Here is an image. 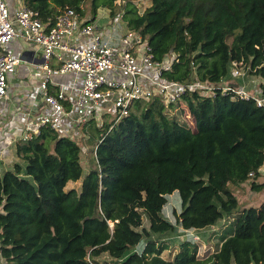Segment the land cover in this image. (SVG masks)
Wrapping results in <instances>:
<instances>
[{
    "label": "trees",
    "instance_id": "16d2710c",
    "mask_svg": "<svg viewBox=\"0 0 264 264\" xmlns=\"http://www.w3.org/2000/svg\"><path fill=\"white\" fill-rule=\"evenodd\" d=\"M85 1L25 0L45 21L66 6L85 15ZM116 1L91 0L92 18L102 5L115 18ZM144 1L150 5L140 12ZM124 9L157 59L176 55L169 80L226 84L238 61L261 79L264 95V0H127ZM182 101L194 126L181 102L159 96L135 102L112 128L90 122L85 143L94 146L80 192L66 189L83 177L80 141L48 126L18 140L13 169L0 172L8 264H264V204L246 207L237 194L246 182L264 191V106L219 88L212 96L188 91ZM175 191L176 223L164 214ZM177 225L214 227L209 259H200V240L182 242L172 259L162 256L171 248L164 235ZM143 242V253L133 252Z\"/></svg>",
    "mask_w": 264,
    "mask_h": 264
},
{
    "label": "built area",
    "instance_id": "2783aa9c",
    "mask_svg": "<svg viewBox=\"0 0 264 264\" xmlns=\"http://www.w3.org/2000/svg\"><path fill=\"white\" fill-rule=\"evenodd\" d=\"M119 1H122L119 5H125L127 0ZM124 10L110 27H105L96 17L82 15L69 6L60 8L45 21L25 0H14L13 6L7 0H0V126H9L10 109L5 105L12 92L10 76L17 74L18 68L28 60L41 70L38 88L43 99L38 116L31 110H16V122L12 126L15 133L0 131V155L8 152L11 143L39 134L46 126L82 144L88 138L84 131L90 122L102 127L107 121L113 123L112 128L130 113L135 102L156 96L166 103L181 102L186 110L184 118L192 126L194 118L182 101V95L188 91L198 90L212 96L219 88L224 94L231 92L232 98L253 97L259 106H264V95L257 84L247 89L244 83L247 70L242 62L233 61L232 77L226 84L200 79L186 83L169 80L166 72L172 69L176 55L157 59L141 33L123 27ZM123 21L126 22L124 18ZM14 38L34 42L40 48L33 49L30 59L26 58L29 50L17 56L9 47ZM29 74L39 75L32 70ZM235 77L241 80L237 87L233 85ZM191 236L201 239L198 232H185L178 237L179 245ZM145 245L133 252L142 254ZM2 252L0 245V264H8Z\"/></svg>",
    "mask_w": 264,
    "mask_h": 264
},
{
    "label": "rangeland",
    "instance_id": "374dc122",
    "mask_svg": "<svg viewBox=\"0 0 264 264\" xmlns=\"http://www.w3.org/2000/svg\"><path fill=\"white\" fill-rule=\"evenodd\" d=\"M103 1V0H101ZM7 2L9 3L10 6H13L14 0H7ZM122 1L118 0L116 1V5L118 6V11H117V15H119L121 13V15H123V6L125 5H119ZM137 2V1H136ZM138 4V2H137ZM140 6V12H143V10L145 9V7L150 5V1H144ZM83 7L86 9V13H88V15H91V0H86L83 4ZM139 8V6H138ZM125 11V10H124ZM119 15V16H121ZM96 18L98 19V21L103 24L105 27H110L112 22L119 18L118 16L113 18L111 16V10L109 7L107 6H101L98 10V13L96 15ZM96 19V20H97ZM122 25L125 29L128 28L127 22L123 21L122 18ZM17 30L19 31L20 29L17 27ZM9 47L16 52L17 56L22 55V53L24 52V50H33V49H38L40 48V46L34 42H30L27 40H23L22 38H18V39H13L12 42L9 44ZM24 64V66H23ZM19 68H18V72L15 75H11L10 76V84H11V88H12V92L9 95L10 96V100L7 102V104L5 106H7L8 108L10 107V103L14 102L15 105H20V104H29L30 102H32L33 97L35 95L36 92H38L37 88H33L30 85L27 86L28 82L30 81V76H29V72L35 71V73H40L39 71H37V68L35 65H29L27 63H23ZM233 80H235L236 82H241L240 78H232ZM252 80H255L254 82ZM244 83L247 86V89H251L253 88V86H255L257 84V86L259 87L260 83H261V79L255 75H250L247 72V76L244 80ZM261 90V88H260ZM10 118V117H9ZM1 125V124H0ZM4 130V132H6L7 128H3L0 127V131ZM82 145L85 147L82 154H81V161L84 167V171H83V177L81 178L80 181L74 182V181H70L67 184L66 189L69 190L71 188H76L79 192L81 190V183L83 178L86 176V174L90 171V164H89V156L90 154H92V149H93V144H86L85 142L82 143ZM88 147H87V146ZM90 150V151H89ZM13 157H15V160L17 161V157L14 154ZM13 159V158H12ZM21 162V161H20ZM25 164V163H22ZM11 167L10 169L12 170L14 167V164L11 163ZM1 171H4V168L1 169ZM237 194L240 197V201L243 202L246 207H251V206H255V207H259L262 204H264V197L260 198V194L261 193H257V192H253L250 190V188L248 187V182L245 183V185H243L240 188H237ZM168 202L165 205L164 208V214L165 216L172 222L176 223V211L177 213H179L181 211V197L178 191L173 192L172 194L168 195ZM256 199H258V202H255ZM223 222V221H222ZM222 222L220 223V225L222 224ZM145 225L148 226V222L147 220H145ZM213 229L212 227H208L204 230L207 229ZM181 229V226L177 225L176 230ZM175 230V231H176ZM201 231V239H197L196 236H191L190 240L192 241H197L200 240L202 243V248L200 250V256L203 260H207L209 259L212 253H214L215 249H216V245H210L211 243H215V241L210 240L209 237H204V232L205 231ZM175 234H173V232H170L169 234L164 235V238H166V240L168 242H170L171 244V248L167 249L163 252L162 256L166 259H172L174 254L178 251L179 249V244L181 242V239L179 240H175L174 239ZM156 238H158V235H155ZM215 240V239H214ZM210 242V243H209ZM144 244L141 243L138 245V247H142ZM101 262H111L112 258H110L107 255H102L101 257H99ZM6 264V263H5Z\"/></svg>",
    "mask_w": 264,
    "mask_h": 264
},
{
    "label": "crops",
    "instance_id": "0c3cea01",
    "mask_svg": "<svg viewBox=\"0 0 264 264\" xmlns=\"http://www.w3.org/2000/svg\"><path fill=\"white\" fill-rule=\"evenodd\" d=\"M34 52H35L34 50H29L27 52L26 58L27 59H30L31 56L34 55ZM36 56L38 58V54H36ZM27 64L33 65V63L30 60H28V63ZM23 66H24V64H23ZM37 71L40 72L38 76H33L32 77L29 74L30 81L27 84V86L30 85L31 87L38 89V92L35 93L32 102H30L29 104H23L22 103V104H20L18 106L15 105L14 102H11L9 108L6 106V109H8V110L10 109L9 112H7L8 116L10 118H8L9 126H7V129L6 130L13 131L15 133L16 129L13 130L12 129V126L16 122V117L15 116H16V110L17 109L20 110V111H22V112L31 110L34 114H37V116L41 112L42 106H43V99H42V95L39 92L38 83L40 82V78H41V74L42 73H41V70H38L37 69ZM0 127H3V126H0ZM14 154H15V143H11V146H10L8 152H6L5 155H0V172L1 173L10 170V167L12 166L11 163L14 164L16 162L15 157H13ZM2 168H4V171H1ZM261 171L264 174V166L262 167ZM262 197H264V191L261 192L259 199H261ZM255 202H258V199H256ZM212 228H213V226H212ZM203 230L204 229H201V231H203ZM213 230H214V228L213 229L209 228L207 230H204L205 231L204 232V235H205L204 237L207 238V237L211 236L213 234ZM201 231L200 230H196V232H198V233H200ZM185 232H192V231H191V229H184L183 227H181V229H178L176 231H173V234H175L174 239L175 240H178L177 237H179V235H181V234H183ZM200 235H201V233H200ZM140 248H142V247H140Z\"/></svg>",
    "mask_w": 264,
    "mask_h": 264
},
{
    "label": "clouds",
    "instance_id": "9594fccd",
    "mask_svg": "<svg viewBox=\"0 0 264 264\" xmlns=\"http://www.w3.org/2000/svg\"><path fill=\"white\" fill-rule=\"evenodd\" d=\"M212 227V226H211ZM191 231H193V232H196V229H191ZM201 231V230H200ZM213 232H214V230H213ZM178 238V237H177ZM180 246V245H179Z\"/></svg>",
    "mask_w": 264,
    "mask_h": 264
},
{
    "label": "water",
    "instance_id": "95a60500",
    "mask_svg": "<svg viewBox=\"0 0 264 264\" xmlns=\"http://www.w3.org/2000/svg\"><path fill=\"white\" fill-rule=\"evenodd\" d=\"M233 85H234L235 87H237V86H238V83H234Z\"/></svg>",
    "mask_w": 264,
    "mask_h": 264
}]
</instances>
